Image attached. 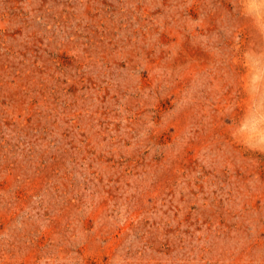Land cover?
Masks as SVG:
<instances>
[{"label": "rangeland", "instance_id": "374dc122", "mask_svg": "<svg viewBox=\"0 0 264 264\" xmlns=\"http://www.w3.org/2000/svg\"><path fill=\"white\" fill-rule=\"evenodd\" d=\"M0 264H264V0H0Z\"/></svg>", "mask_w": 264, "mask_h": 264}]
</instances>
